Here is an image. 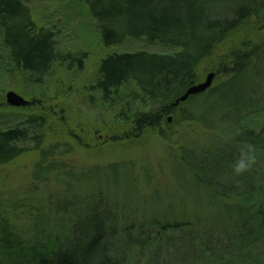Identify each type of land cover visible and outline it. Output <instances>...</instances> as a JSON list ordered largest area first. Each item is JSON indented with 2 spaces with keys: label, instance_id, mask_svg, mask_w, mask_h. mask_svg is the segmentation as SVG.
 I'll list each match as a JSON object with an SVG mask.
<instances>
[{
  "label": "trees",
  "instance_id": "16d2710c",
  "mask_svg": "<svg viewBox=\"0 0 264 264\" xmlns=\"http://www.w3.org/2000/svg\"><path fill=\"white\" fill-rule=\"evenodd\" d=\"M31 1L0 0V167L32 150H41L42 159L57 153L59 145L44 147L46 134L65 128L67 122L63 109L55 112L61 102L50 96L51 86L58 72L68 76L84 71L85 62L95 55L88 49L77 58L73 50L60 48L73 24L83 19L93 29L84 30L87 40L107 53L98 60L94 80L74 91L73 97H88L98 117L110 120L104 138L108 143L161 133L168 117L203 96L174 106L200 83L197 72L203 63L211 61L207 71L227 78L208 90L206 99L226 90L225 106L219 111L233 106L221 119L233 121L234 131L215 138L201 150L205 160L188 166L194 174L192 184L211 192L209 198L227 212L238 214V222L233 229H221L219 219L227 214L218 210L204 223L210 225L204 239L202 225L172 221L170 216L164 223L155 218L148 224L125 222L119 227L118 216L100 204L80 207L65 200L57 214L73 210V218L56 220L57 231L38 228L43 222H37L32 239L0 214V264H138L142 258L130 251L139 247L131 237L135 232L148 242L189 238L207 246L232 236L239 244L231 252L263 243L264 0H58L37 12ZM9 82L31 98L21 108L24 114L15 118L2 115L14 111L7 109L3 98ZM30 83L34 93L28 90ZM231 93L234 101L228 99ZM183 160L187 161L184 156ZM202 255L214 258L209 249ZM206 263L220 264V259Z\"/></svg>",
  "mask_w": 264,
  "mask_h": 264
},
{
  "label": "rangeland",
  "instance_id": "374dc122",
  "mask_svg": "<svg viewBox=\"0 0 264 264\" xmlns=\"http://www.w3.org/2000/svg\"><path fill=\"white\" fill-rule=\"evenodd\" d=\"M57 1L32 0L29 5L37 12L47 4L56 5ZM85 29L93 30L86 20H77L60 48L63 51L73 50L77 58H81L83 51L88 49L95 51V55L85 62L84 71H74L68 76L58 72L51 86L50 96L59 98L61 102L55 112L60 114L63 109L67 125L48 132L44 147H60L55 155L45 159L41 158V150H32L0 167V214L8 218L15 230L26 239L35 236L36 223L41 220L43 223L38 228L57 231L56 220L72 219L75 215L73 210L57 214L58 206L65 200L75 201L80 207L98 203L118 216L116 224L119 227L125 222L146 224L155 218L164 223L170 216L172 221L202 225L200 231L206 232H200V237L205 239L208 238L206 233L210 225L204 223L219 210V213L227 214L221 213L224 217L219 219V227L233 229L238 222V214L227 212L219 201L209 198L211 192L193 185L191 179L194 174L188 166L205 160L202 151L210 147L215 138L233 133V121L223 122L221 119L226 112L230 113L233 106L219 111L225 106L226 90L210 99H206L210 92L205 93L195 102L182 106L174 116L168 117V122H164L161 133L148 132L141 139L108 143L104 138L111 126L110 120L98 117L89 105L88 97H73L74 91L90 85L94 80L98 60L107 53L87 40ZM78 46L81 49H76ZM137 47L140 46L133 45V48ZM210 65L211 61H207L198 68L200 83L211 72L207 71ZM226 80L225 76L216 75L212 89L220 87ZM14 85L9 82L5 85L4 94L1 93L7 109L13 108L6 103V95L10 91L28 102L31 100L18 92ZM33 89L31 84L28 90L31 92ZM60 94L64 97H59ZM234 98V93L228 97L230 101ZM13 110H5L2 115L15 118L24 114L21 108ZM206 124L217 127L218 132L207 128ZM131 237L139 247L133 246L128 250L135 251L142 258L138 264H208L206 262L219 259L220 264H264V242L242 252H231V247L239 244L232 236L221 237L220 242L217 240L212 246L197 245L189 238L174 237L162 242H148L136 232ZM206 249L214 258L210 255L202 258Z\"/></svg>",
  "mask_w": 264,
  "mask_h": 264
},
{
  "label": "water",
  "instance_id": "95a60500",
  "mask_svg": "<svg viewBox=\"0 0 264 264\" xmlns=\"http://www.w3.org/2000/svg\"><path fill=\"white\" fill-rule=\"evenodd\" d=\"M215 73L211 72L207 75L204 82L196 84L190 87L186 93L180 97L175 103L174 106H178L181 103L186 102L190 97L198 96L206 93L212 88L213 82L215 80ZM6 103L8 106L13 108H23L29 105V102L25 100L22 96L17 93L10 91L6 95Z\"/></svg>",
  "mask_w": 264,
  "mask_h": 264
},
{
  "label": "clouds",
  "instance_id": "9594fccd",
  "mask_svg": "<svg viewBox=\"0 0 264 264\" xmlns=\"http://www.w3.org/2000/svg\"><path fill=\"white\" fill-rule=\"evenodd\" d=\"M242 167V166H241ZM239 170V169H238Z\"/></svg>",
  "mask_w": 264,
  "mask_h": 264
}]
</instances>
